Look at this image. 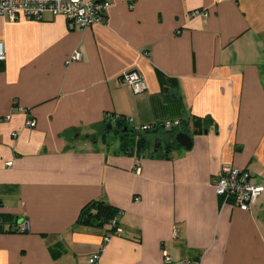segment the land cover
<instances>
[{
  "label": "crops",
  "instance_id": "obj_1",
  "mask_svg": "<svg viewBox=\"0 0 264 264\" xmlns=\"http://www.w3.org/2000/svg\"><path fill=\"white\" fill-rule=\"evenodd\" d=\"M108 1L85 28L0 14V264H264V192L245 211L214 189L225 163L264 180V0ZM119 117L138 138L158 125L146 148H124ZM175 119L192 148L154 153ZM92 200L119 209L102 252L111 223L78 222Z\"/></svg>",
  "mask_w": 264,
  "mask_h": 264
},
{
  "label": "built area",
  "instance_id": "obj_2",
  "mask_svg": "<svg viewBox=\"0 0 264 264\" xmlns=\"http://www.w3.org/2000/svg\"><path fill=\"white\" fill-rule=\"evenodd\" d=\"M111 3L108 0H0V14L7 16L10 20L15 21L19 15L28 18L41 19L46 12L53 15H61L66 18L68 26L73 29L75 26L85 28L94 24L107 23V11ZM208 11L195 9L191 12V16L207 17ZM6 58L5 51L0 45V60ZM82 58V51L75 50L67 59L66 63L70 64ZM121 78L129 85V87L138 94L144 93L148 89L145 77L137 69L125 71ZM9 118V117H8ZM122 121V118H117ZM183 119L167 120L159 126L165 129H175L180 127ZM35 121H28L27 125H34ZM157 124L144 126V130H152ZM17 136V132L13 133ZM11 166L13 161L6 163ZM214 189L218 196L222 197L224 202L232 200L235 205L245 211H249L262 196L264 192V180L258 182L255 173L247 168H237L231 164H223L214 182ZM114 230H111L104 237V245L100 252L104 251L105 243L108 242L113 235L119 233L121 228L117 217L111 222ZM26 224L23 228L26 229ZM166 259L170 256L166 252ZM100 258V253H95L90 258V262L94 263ZM187 264H190L187 262Z\"/></svg>",
  "mask_w": 264,
  "mask_h": 264
},
{
  "label": "trees",
  "instance_id": "obj_3",
  "mask_svg": "<svg viewBox=\"0 0 264 264\" xmlns=\"http://www.w3.org/2000/svg\"><path fill=\"white\" fill-rule=\"evenodd\" d=\"M124 123V120L122 121ZM185 120L183 121L180 127H177L172 130L166 131L167 136L164 138H158L154 145V153H160L161 155H165L168 151L172 149H176L180 147V144L175 140V136L178 132L186 131ZM125 124V123H124ZM194 125L196 126L197 132H202V119L196 118L194 120ZM153 130V129H152ZM151 130V131H152ZM151 131H143L140 134V138H138L137 142L135 140H129L127 137L131 132L136 134V131L129 129L128 131H123L119 129L118 132L121 134V138L124 143V148L126 149L128 146H133L135 143L137 146L141 148H146L148 143L147 132ZM187 132V131H186ZM131 150V149H130ZM119 213V209L110 203L104 200H92L83 206L81 209L78 222L84 225L93 226V227H102L107 224H110L112 220L117 217ZM111 230H114L112 227Z\"/></svg>",
  "mask_w": 264,
  "mask_h": 264
},
{
  "label": "water",
  "instance_id": "obj_4",
  "mask_svg": "<svg viewBox=\"0 0 264 264\" xmlns=\"http://www.w3.org/2000/svg\"><path fill=\"white\" fill-rule=\"evenodd\" d=\"M108 129L117 127V128H121L123 131H128L129 127L124 124L122 121L119 120H111L108 122L107 124ZM175 140L183 147L187 148V149H191L194 141L192 136L189 133L180 131L176 134L175 136Z\"/></svg>",
  "mask_w": 264,
  "mask_h": 264
},
{
  "label": "rangeland",
  "instance_id": "obj_5",
  "mask_svg": "<svg viewBox=\"0 0 264 264\" xmlns=\"http://www.w3.org/2000/svg\"><path fill=\"white\" fill-rule=\"evenodd\" d=\"M114 131H115V130H110V134H111V136H108V141L112 140V137H115V136H113V135H116V134H113ZM167 134H168V133H166V131L162 130V131H160L159 136H160V138H164V137L167 136ZM127 138H128L129 140H137V138H138V134H137V133L135 134V133L131 132L130 135H128Z\"/></svg>",
  "mask_w": 264,
  "mask_h": 264
}]
</instances>
